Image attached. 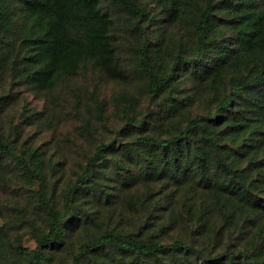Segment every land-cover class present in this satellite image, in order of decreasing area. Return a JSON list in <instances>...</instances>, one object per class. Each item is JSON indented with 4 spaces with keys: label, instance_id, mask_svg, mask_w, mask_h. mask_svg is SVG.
Instances as JSON below:
<instances>
[{
    "label": "trees",
    "instance_id": "1",
    "mask_svg": "<svg viewBox=\"0 0 264 264\" xmlns=\"http://www.w3.org/2000/svg\"><path fill=\"white\" fill-rule=\"evenodd\" d=\"M146 1L0 0V69L39 87L87 65L117 75L116 6L142 35L133 52L148 100L137 118V99H112L124 124L68 182L55 175L60 163L18 152L0 126V182L28 183L42 216L28 224L33 248L10 239L19 224H0V264H264V0ZM175 25L182 36L169 44ZM170 47L172 65L161 56ZM124 209L142 219L95 224L102 211L122 222ZM212 212L225 228L235 215L260 221L249 248L198 246ZM182 214L198 225L187 240L169 235Z\"/></svg>",
    "mask_w": 264,
    "mask_h": 264
},
{
    "label": "rangeland",
    "instance_id": "2",
    "mask_svg": "<svg viewBox=\"0 0 264 264\" xmlns=\"http://www.w3.org/2000/svg\"><path fill=\"white\" fill-rule=\"evenodd\" d=\"M146 2L154 8L149 0ZM107 9L114 23L111 39L115 42L118 63L115 77L87 65L72 76H64L51 85L39 87L24 82L21 77L12 73L7 64L0 69V95L9 93L0 115L3 132L16 141L18 152L37 148L49 162L60 163L55 169V175L64 182L74 180L94 146L112 139L116 130L124 124L120 112L112 104L114 97L123 93L137 99L140 102L135 113L137 118L145 114L148 105L142 92V77L136 70L133 52V47L141 41L142 35L133 28V23L127 17L122 16L123 12L116 6H108ZM163 35L170 44L182 36V29L180 25L167 26ZM154 44L152 40L151 45ZM163 50V61H170L172 65L174 48ZM76 98L79 103L74 109ZM97 105L101 106V112ZM198 109H202L200 104ZM6 177L8 184L0 182V224H19V227L9 230L10 239L22 234L24 245L33 248V241L27 234L28 224H40L42 216L32 205L28 193L29 184L24 186L23 183H17L12 174H7ZM47 177V180L51 179L50 174ZM114 206L120 207L117 203ZM181 216L177 217L180 222L176 223V230L169 234L170 237L186 240L193 238L198 225L187 219L185 214ZM141 219L140 211L133 215L124 209L123 221L117 223L119 217L112 219L108 212L102 211L95 224H132ZM229 222V227H223L221 216L212 212L208 223L210 232L203 239L204 245L201 244V239L195 238L198 246L205 247L207 252L228 249L236 252L249 248V242L252 243L255 239L256 224L261 222L254 218L251 221L244 220L238 215ZM245 232L247 235L243 234ZM170 237L165 240H170Z\"/></svg>",
    "mask_w": 264,
    "mask_h": 264
}]
</instances>
